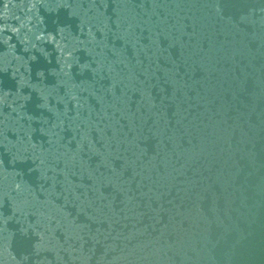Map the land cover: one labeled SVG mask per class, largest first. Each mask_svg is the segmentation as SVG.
Instances as JSON below:
<instances>
[{
  "label": "water",
  "instance_id": "1",
  "mask_svg": "<svg viewBox=\"0 0 264 264\" xmlns=\"http://www.w3.org/2000/svg\"><path fill=\"white\" fill-rule=\"evenodd\" d=\"M0 264H264V0H0Z\"/></svg>",
  "mask_w": 264,
  "mask_h": 264
}]
</instances>
